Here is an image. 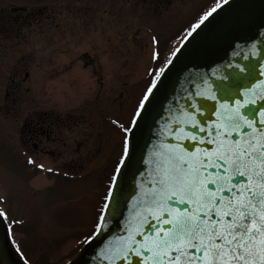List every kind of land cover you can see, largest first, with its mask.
Segmentation results:
<instances>
[{"label":"rangeland","instance_id":"1","mask_svg":"<svg viewBox=\"0 0 264 264\" xmlns=\"http://www.w3.org/2000/svg\"><path fill=\"white\" fill-rule=\"evenodd\" d=\"M222 1L0 0V209L28 264L79 250L142 93ZM42 113L60 142L26 134Z\"/></svg>","mask_w":264,"mask_h":264},{"label":"snow or ice","instance_id":"2","mask_svg":"<svg viewBox=\"0 0 264 264\" xmlns=\"http://www.w3.org/2000/svg\"><path fill=\"white\" fill-rule=\"evenodd\" d=\"M208 15L211 13L203 19ZM199 27L194 25L193 30ZM165 71L158 69L161 75ZM158 83L157 76L147 87L133 125L147 110ZM236 104L239 107L226 110L227 115L215 127H205L203 121L187 114L190 126L210 138L198 137L183 127L173 132L177 140L182 133L195 151L187 144L166 146L168 150L160 154L156 165V178L149 182L150 198L137 212L129 235L119 238L115 253L105 255L108 264H113L116 256L125 260L132 253L142 264H149V260L151 264H264V107L259 109L261 119L257 121V109L249 107V101L237 100ZM123 131L124 156L128 157L131 147L127 134L131 129ZM229 139L231 144L226 143ZM0 218L6 219L7 213L0 210ZM104 222L101 215L96 235Z\"/></svg>","mask_w":264,"mask_h":264},{"label":"water","instance_id":"3","mask_svg":"<svg viewBox=\"0 0 264 264\" xmlns=\"http://www.w3.org/2000/svg\"><path fill=\"white\" fill-rule=\"evenodd\" d=\"M199 25L171 56V64L168 61L164 66L166 71L158 75V88L147 110L138 118V124L130 127L131 152L128 157L123 153L125 163L119 164L121 170L116 171L112 181L105 203L108 207L104 206L102 212L105 217L103 230L96 235V229L89 239L91 242H87L67 264H108L105 255L115 253L121 243L119 238L129 235L137 212L150 198L149 182L156 178V165L161 160L160 154L168 150L166 146L187 144L195 151L190 140H185L182 133L177 140L174 131L183 127L198 137L210 138L190 126L188 113L203 121V126L215 127L227 115L226 110L239 107L236 101L240 100L249 101V107L257 109L256 120L261 119L259 109L264 107V0H227ZM256 126L262 127L259 123ZM248 131L252 132L251 129ZM226 143L231 144V139ZM5 224L9 227L6 220ZM137 240L144 242L140 237ZM129 260L132 264H142L135 253L125 260L116 256L113 264H128ZM0 264H23L13 254L2 218Z\"/></svg>","mask_w":264,"mask_h":264},{"label":"flooded vegetation","instance_id":"4","mask_svg":"<svg viewBox=\"0 0 264 264\" xmlns=\"http://www.w3.org/2000/svg\"><path fill=\"white\" fill-rule=\"evenodd\" d=\"M53 120L49 119L46 114L42 113L36 115L32 121V128L30 131H27L26 134L29 135L31 141H37V143L43 145L45 142H60V131H54L53 129ZM58 126V125H57ZM59 134V135H58ZM36 148L35 145H33ZM36 150V149H35ZM71 252V251H70Z\"/></svg>","mask_w":264,"mask_h":264},{"label":"bare ground","instance_id":"5","mask_svg":"<svg viewBox=\"0 0 264 264\" xmlns=\"http://www.w3.org/2000/svg\"><path fill=\"white\" fill-rule=\"evenodd\" d=\"M63 94V93H62Z\"/></svg>","mask_w":264,"mask_h":264}]
</instances>
